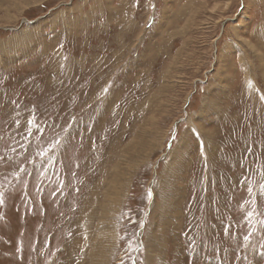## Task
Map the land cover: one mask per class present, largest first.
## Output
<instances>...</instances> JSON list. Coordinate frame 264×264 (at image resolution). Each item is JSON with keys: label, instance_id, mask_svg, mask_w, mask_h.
Returning a JSON list of instances; mask_svg holds the SVG:
<instances>
[{"label": "rangeland", "instance_id": "rangeland-1", "mask_svg": "<svg viewBox=\"0 0 264 264\" xmlns=\"http://www.w3.org/2000/svg\"><path fill=\"white\" fill-rule=\"evenodd\" d=\"M262 244L264 0H0V264Z\"/></svg>", "mask_w": 264, "mask_h": 264}, {"label": "snow or ice", "instance_id": "snow-or-ice-1", "mask_svg": "<svg viewBox=\"0 0 264 264\" xmlns=\"http://www.w3.org/2000/svg\"><path fill=\"white\" fill-rule=\"evenodd\" d=\"M27 123H28V125H29L28 135L30 136V135L32 134V133H31V125L33 124V120H28ZM52 150H53V149L50 148V149L47 150V152L50 153ZM250 152H251V149H249V153H250ZM46 155H47V153H41V159L45 161V165L47 164V160L45 159ZM245 158H247V154H246V157H245ZM42 167H44V165H42ZM46 171H47V168H45V173H46ZM20 172H21V173H24V174H27V170L24 169V168L20 169ZM246 172H247V170H246ZM18 178H19V177H18ZM246 180H247V175L241 177V181H240V183H241L242 186L244 185V183H245ZM250 191H251V190H250ZM53 194L55 195V193H53ZM253 214H254V213L249 212L248 217L246 218V221H245L246 223H249V224H250L251 217H252ZM234 226H235V225H233V224H225V225H224L225 233L227 234V233L230 231V229H232ZM250 226H251V225H250ZM253 234H254V233H252V232L250 231L247 235H244V236H243V240H244L245 242L249 241V240L251 239V237H252ZM261 249H262V251L259 253V255L264 256V244L261 245Z\"/></svg>", "mask_w": 264, "mask_h": 264}, {"label": "bare ground", "instance_id": "bare-ground-1", "mask_svg": "<svg viewBox=\"0 0 264 264\" xmlns=\"http://www.w3.org/2000/svg\"><path fill=\"white\" fill-rule=\"evenodd\" d=\"M82 249V248H81ZM84 250V249H83ZM93 255V254H92ZM96 260V259H95Z\"/></svg>", "mask_w": 264, "mask_h": 264}]
</instances>
